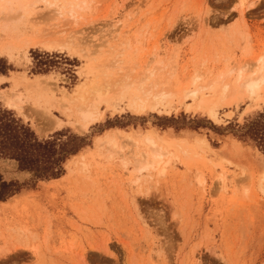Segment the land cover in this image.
Wrapping results in <instances>:
<instances>
[{
  "label": "rangeland",
  "instance_id": "rangeland-1",
  "mask_svg": "<svg viewBox=\"0 0 264 264\" xmlns=\"http://www.w3.org/2000/svg\"><path fill=\"white\" fill-rule=\"evenodd\" d=\"M243 6L0 0V105L40 139L89 141L58 178L0 158L22 186L0 200V264H264V150L239 137L264 92L230 104L217 92L264 61V0ZM81 110L93 112L85 130ZM153 133L165 154L150 165Z\"/></svg>",
  "mask_w": 264,
  "mask_h": 264
},
{
  "label": "trees",
  "instance_id": "trees-1",
  "mask_svg": "<svg viewBox=\"0 0 264 264\" xmlns=\"http://www.w3.org/2000/svg\"><path fill=\"white\" fill-rule=\"evenodd\" d=\"M239 137L264 150V110L246 121ZM88 144L86 137L70 131L40 139L14 111L0 105V158L16 160L19 169L31 171L37 179L60 177L66 160ZM21 188L18 181H6L0 173V200L8 199Z\"/></svg>",
  "mask_w": 264,
  "mask_h": 264
},
{
  "label": "bare ground",
  "instance_id": "bare-ground-1",
  "mask_svg": "<svg viewBox=\"0 0 264 264\" xmlns=\"http://www.w3.org/2000/svg\"><path fill=\"white\" fill-rule=\"evenodd\" d=\"M239 2H240L241 7H244L243 5L245 3V0H239ZM247 72L248 71H245L243 69V67H240L238 69V75H237V79H236L235 83H233V84L224 83L222 86H220V88H218L217 92L222 96L221 99H223L226 102V104H230L234 101L238 102L240 99H242L241 95L243 93H246V94L251 95V96L257 95V97H256L257 100L262 99V96L260 95V93L264 92V61L262 60L259 70L257 72H254L251 76H248ZM129 81L130 80H123L122 84L120 85V89L121 90H127L131 86V81L130 82ZM209 87L211 88V86H209ZM209 87L208 86H205V87L198 86L199 89L200 88L205 89V88H209ZM240 92H242V94H239ZM195 93H196V91H195ZM12 104H14V103H12ZM140 104H141L140 108L142 110H144L146 108V103L142 102ZM215 105H216V102H214V100H211V98H208V97L201 99L200 103H199L200 108L207 109L212 117L217 118L216 117L217 111L215 109V107H216ZM91 118H94L92 111H87V110L82 111L81 126L84 130L88 128V125H89ZM61 125H62V121L57 119L56 122H50V123H47L45 125H37V129H38V132L43 135V134H46L48 131L54 129V127H56V126L60 127ZM180 139L181 138H175L174 143H176V145L181 149L184 146H186V144L184 145L183 141ZM170 140L172 141L173 139H170ZM163 141H164L163 137L156 134V133H153V135L145 136V142L147 143V145L151 151V155L153 157V160H151V162H148V164L152 165L157 158H160L161 156H163L165 154L163 152V148H162L164 145ZM203 142H205V140H203ZM232 146L234 149H236V151H237V149H238V151L241 150L239 141L234 140ZM231 151H232V149H231ZM77 156H83V155L81 154V152H79L77 155H74L72 158L77 157ZM164 169H165V166L163 165L161 171H164Z\"/></svg>",
  "mask_w": 264,
  "mask_h": 264
}]
</instances>
